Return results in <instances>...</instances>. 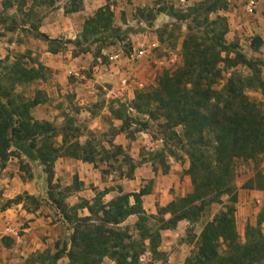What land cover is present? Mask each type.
<instances>
[{
	"label": "trees",
	"instance_id": "1",
	"mask_svg": "<svg viewBox=\"0 0 264 264\" xmlns=\"http://www.w3.org/2000/svg\"><path fill=\"white\" fill-rule=\"evenodd\" d=\"M57 2L5 0L4 5L12 7L13 3H18V9L24 10L31 3L28 5L31 12L33 6L42 4L56 8ZM65 3L64 12L70 13L80 10L83 0H66ZM226 7V0H202L185 11L174 13L176 19L188 21L181 45L182 65L161 72L156 85L136 93L128 105L150 119L165 118L161 125L171 129L187 155L186 174L191 180V190L159 206L156 214H146L141 197L149 190L141 188L137 193H120L105 202L102 198L107 191L104 189L91 200L82 199L72 207L73 214L68 215L64 202L54 197L56 185H52L49 200L60 209L63 219L72 220L74 225L69 247L63 243L45 264H57L64 254L72 264H100L105 257L115 264H142L141 255L159 254L160 230L175 226L179 220H195L205 205L220 201L223 195L229 196L228 204L205 224L183 264H264V231L258 226L247 227L243 240L237 234L234 219L237 192L233 183L236 161L264 162V80L257 70L259 65L264 66V61L247 58L236 42L225 41L227 20L217 11ZM212 14L215 16L211 17ZM129 32L130 29L113 25V12L106 4L84 21L79 37L68 42L79 48L78 51L87 52L92 43L112 45ZM40 35L48 38L44 33ZM82 42L88 44L80 47ZM224 61L234 66L243 65L252 73L243 76L234 71L218 87L222 79L219 64ZM37 72L16 59L6 65L0 75V166L15 150L30 162L42 164L49 180L58 157L81 159L96 167L93 151H87L78 141L67 143L66 135L61 137L60 145H55L51 123L31 119V109L46 100L42 90H36L30 98L13 93L15 85L34 81ZM7 81L12 88H8ZM249 89H259L262 99L258 101L247 95ZM115 117L124 126L122 113ZM177 126L181 127L180 134L174 131ZM112 146L114 155L122 152L121 146ZM105 153L108 157L107 149ZM130 166L127 177L135 167L133 163ZM243 187L264 190V173L256 169ZM14 202L8 200L5 207ZM191 206L196 207L190 210ZM82 208L87 209L88 215H77V209ZM165 214L170 217L165 219ZM131 215L137 216L132 225L136 238L130 235L129 226L119 227ZM262 220L264 222V217Z\"/></svg>",
	"mask_w": 264,
	"mask_h": 264
},
{
	"label": "rangeland",
	"instance_id": "2",
	"mask_svg": "<svg viewBox=\"0 0 264 264\" xmlns=\"http://www.w3.org/2000/svg\"><path fill=\"white\" fill-rule=\"evenodd\" d=\"M124 1L128 4L135 2V0ZM200 1L202 0H186V2L147 0L144 8H137L133 13L143 21V27L137 22L132 23L131 26L127 24L126 27L117 24L115 20L120 18L119 14L115 18L110 3H107L113 12L114 26L131 31L133 27H138L143 29V35L141 38L133 39L129 32L121 40H115L112 45L92 43L88 46L87 52H80L79 48L68 41H74L79 37L81 31L74 38L64 36L51 38L47 34L48 38H45L40 35V33H44L39 29L44 17L60 5L64 6L66 0H58L55 3L56 8H51L46 4L33 6L31 12H28V5L31 3H28L24 10H19L18 3H13L12 7H6L5 0H0V75L6 65L16 59H19L25 66L38 70L34 81L15 85L13 93L30 98L36 90H42L46 100L31 109V119L51 123L54 127L52 141L55 145H60L61 137L66 135L67 143L78 141L84 145L87 151H93L91 153L96 160V167H94L100 172L103 179L109 177L116 181L131 179L135 167L141 163H145L156 176L163 177L166 192L162 194V200L155 202L153 212L145 210L143 196L141 197V206L146 214H156L159 206H165L173 199L181 197L191 190V180L186 174L189 162L176 135L171 132V129L161 125L165 118L150 119L147 115L138 113L128 105L136 93L154 87L161 72L172 71L182 65L181 45L187 31L188 21L176 19L173 14L177 11H185ZM226 1L227 7L217 11V14L226 17L227 20L228 30L224 35L225 41L236 42L240 51L247 58L264 61V54L260 50V38L254 34H247L244 38L239 36L237 28H232L233 26L229 22L230 15L228 13L237 8L238 14V9H241L244 0H231V3ZM243 12L245 13L244 7ZM157 15L158 17H156ZM210 16L214 17L215 14ZM121 19H124L123 15ZM231 30H234L233 34H229ZM87 44V42H82L80 47ZM140 51L142 52L140 53ZM80 57L87 59L89 64L83 67L76 66L74 60L75 58L80 59ZM112 63H114L113 66H119L118 69L111 70L109 66ZM102 65H106L108 70L99 71ZM219 67L222 71V79L218 87L222 86L234 71L243 76L252 73L249 68L243 65L234 66L225 61L221 62ZM257 70L261 79L264 80V66L259 65ZM107 72L111 74L108 79L105 78ZM86 80L94 81L95 85L93 89H90L84 103L75 100L74 89L69 90L60 84L63 81L67 85L69 83L76 86ZM5 83L8 88H12L8 81ZM246 93L258 101L262 99L259 89H249L246 90ZM119 113L125 117L124 126H122V121L115 117ZM99 115H102L99 120L93 119L94 116ZM174 131L180 134L181 127H175ZM117 134H120L121 140L126 139L125 146L119 144L118 140L116 143L113 142ZM111 144L121 146L122 152L119 154L116 152L117 156L114 155L115 148L111 147ZM105 149L108 150V157ZM12 151L8 160L12 159L15 166L19 168L21 178L34 176L39 170L37 166L39 163L30 162L19 152ZM132 163L135 167L131 176L127 177ZM39 165L47 177L43 165ZM234 165L233 183L237 192L234 202V219L237 234L240 240H243L247 227L258 226L264 231L262 220L264 217V190L243 187L256 169L264 173V162L255 164L252 161L238 160ZM144 181L134 192L125 190L121 186L122 184L116 186L119 188V194L137 193L141 188L149 190L150 193L154 179L149 178ZM118 183L120 182L118 181ZM52 185H56V188L53 189L54 197L62 200L67 206L68 215H72L74 212L72 207L84 199L69 198L73 195V191L79 187L78 181L75 180L69 185L54 182L50 184L49 188ZM104 189L108 190V188ZM92 190L94 196L98 191H102L95 187H92ZM10 199L15 202L7 207L19 205L22 214L19 215L18 223L13 224V229L6 232L0 230V264H45L46 259L63 243H67V247H69L74 222L63 219L60 209H57L55 204L46 198V195L35 196L23 192L12 198H7L2 195V190H0V209L6 208L5 205ZM228 200L229 196L223 195L220 201L205 205L195 220H179L175 226L160 230L159 254L156 256L151 253L141 255L142 264H183L181 260L195 246L202 228L217 212L225 208ZM129 202H133L132 197L129 198ZM195 207L191 206L190 210ZM82 209H77L78 216H84ZM169 217V214L164 216L165 219ZM36 220H39L37 228L40 232L36 242L31 240L30 249H27L25 248L27 244L22 240L25 235L23 229L29 226L28 222ZM136 220L137 216L131 215L119 227L129 226L130 235L136 238V231L132 229ZM63 256L66 257V261H58L57 264H72L66 254ZM100 264H115V262L105 257Z\"/></svg>",
	"mask_w": 264,
	"mask_h": 264
},
{
	"label": "crops",
	"instance_id": "3",
	"mask_svg": "<svg viewBox=\"0 0 264 264\" xmlns=\"http://www.w3.org/2000/svg\"><path fill=\"white\" fill-rule=\"evenodd\" d=\"M146 1L147 0H135L134 3L128 4L124 0H83L82 8L70 13H65L63 6L60 5L44 17V21L41 26H39V29L51 38H61L63 36L74 38L81 31L85 19L107 3H110L115 18L119 14L120 18L115 20L117 24L126 27L127 24H130L131 26L132 23L137 22L143 27V21L133 15V13L137 8H144L147 4L145 3ZM228 1L231 3V0ZM245 3L246 0H244L241 9H238V14L237 8H234L232 12L230 11L228 13L230 15L229 22H231V25L233 26L232 28H237V34L243 38L247 34L257 35L261 40L260 50H262L264 54V0H259L253 15H246L243 12ZM122 15L124 16L123 20L121 19ZM156 17H158V15ZM233 32L234 30H231L229 31V34H233ZM143 33V29L133 27L129 35L131 38L136 39L138 37L141 38ZM74 61L77 64L76 66L79 67L89 64V61H87V59H82V57H80V59L75 58ZM113 64L114 63L109 66L111 70L118 69L119 66H113ZM107 70V66L102 65L99 71L103 72ZM110 75V72L105 73V78L108 79ZM60 84L69 90L74 89L76 92L75 100L79 103H84L87 95L90 93V89H93L95 82L92 80H86L85 82H80L74 86L69 83L67 85V83L61 81ZM127 92L130 93L129 90H127ZM101 116L102 115L94 116L93 119L99 120ZM120 138V134H117L113 142L116 143V140H118L119 144L125 146L127 143L126 139L123 138L125 140H121ZM37 166L39 167V170H37L34 176L31 178H21V171L15 166L12 159L6 161L4 166H0V190H2V195L7 198H12L19 193L27 192L28 194L35 196L38 194L46 195V198L49 199L48 191L50 184L57 182L59 184L69 185L77 180L79 187L73 191V195L69 198H84L89 200L94 196L92 187H95L97 190L108 188L103 196V200L107 202L119 194V188L116 186L117 184H122L121 186H123L125 190L127 189L128 191L134 192L139 189V185L142 182H145L144 179L152 178L154 179L153 188L150 193L143 195L142 200L145 210L147 212H153L155 210V202L157 200H162V194H165L166 192V188L163 184L165 179L161 176H156L145 163H141L135 167L133 178L128 180H118L120 183L111 177L103 179L100 172L92 163L81 159L58 157L53 163V176L50 180L44 174L42 167L39 164H37ZM18 206L19 205H13L0 209V230L6 232L7 230L13 229V224L16 225L18 223L19 215L22 214ZM82 210L84 211V215L88 214L86 208ZM38 223L39 220L30 221L28 222L29 226L23 229L25 235L22 240L27 244V247H25L27 249H30L31 240L34 242L38 237L40 232L39 228H37ZM183 259L181 261H183ZM64 260L66 261V257L62 256L58 261Z\"/></svg>",
	"mask_w": 264,
	"mask_h": 264
},
{
	"label": "built area",
	"instance_id": "4",
	"mask_svg": "<svg viewBox=\"0 0 264 264\" xmlns=\"http://www.w3.org/2000/svg\"><path fill=\"white\" fill-rule=\"evenodd\" d=\"M181 2H186V0H180ZM259 0H246L244 5V11L248 15H253L255 13V9ZM142 51H140L141 53Z\"/></svg>",
	"mask_w": 264,
	"mask_h": 264
}]
</instances>
